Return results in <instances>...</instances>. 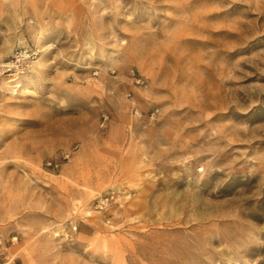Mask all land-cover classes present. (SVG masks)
<instances>
[{
  "label": "rangeland",
  "instance_id": "rangeland-1",
  "mask_svg": "<svg viewBox=\"0 0 264 264\" xmlns=\"http://www.w3.org/2000/svg\"><path fill=\"white\" fill-rule=\"evenodd\" d=\"M0 264H264V0H0Z\"/></svg>",
  "mask_w": 264,
  "mask_h": 264
}]
</instances>
